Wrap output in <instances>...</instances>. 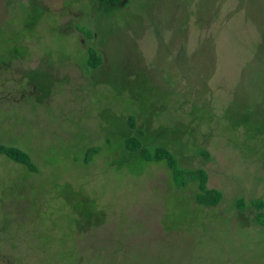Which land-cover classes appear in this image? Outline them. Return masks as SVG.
<instances>
[{
	"label": "rangeland",
	"instance_id": "374dc122",
	"mask_svg": "<svg viewBox=\"0 0 264 264\" xmlns=\"http://www.w3.org/2000/svg\"><path fill=\"white\" fill-rule=\"evenodd\" d=\"M0 144V264H264V0H0Z\"/></svg>",
	"mask_w": 264,
	"mask_h": 264
},
{
	"label": "trees",
	"instance_id": "16d2710c",
	"mask_svg": "<svg viewBox=\"0 0 264 264\" xmlns=\"http://www.w3.org/2000/svg\"><path fill=\"white\" fill-rule=\"evenodd\" d=\"M97 1L107 4H127L129 0ZM87 53V59L90 64V68H97L101 61L100 55L93 48L88 49ZM128 123L131 128L135 127L133 116H129ZM124 143L125 149L127 151L138 153L145 161L163 162L168 167L171 180L175 185L183 187L186 186V184L190 181L196 182L198 192L196 193L194 199L197 204L205 207H214L222 199V192L219 189L207 187V173L204 169H182L178 166L174 155L168 149L156 147L150 150L141 143L140 138L137 136H128ZM1 154L7 156L17 163L26 166L31 170L35 168L29 155L18 147L0 144V155ZM238 205L239 208L244 205L242 200L239 199ZM252 205L255 206L257 215L263 214L262 209H264V201L262 199H256L252 201Z\"/></svg>",
	"mask_w": 264,
	"mask_h": 264
}]
</instances>
